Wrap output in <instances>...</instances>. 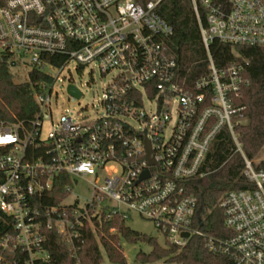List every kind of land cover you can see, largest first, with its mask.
Segmentation results:
<instances>
[{
    "label": "built area",
    "instance_id": "2783aa9c",
    "mask_svg": "<svg viewBox=\"0 0 264 264\" xmlns=\"http://www.w3.org/2000/svg\"><path fill=\"white\" fill-rule=\"evenodd\" d=\"M162 1L7 0L0 6V52L8 54L10 69L22 67L23 81L32 71L46 75L35 88L38 113L30 127L0 122V264H49V231L75 248L87 225L114 217L125 222L133 213L151 221L168 245L200 236L235 264H264V168L243 153L234 130L250 82L242 63L217 67L210 53L214 41L264 49V0H190L206 51L196 77L171 51L173 29L158 12ZM71 63L114 74L99 109L61 113L54 124V85ZM64 84L81 93L71 96H83L71 78ZM47 112L52 127L42 136ZM223 131L251 186L228 190L216 202L224 233L214 234L205 230L191 188L207 176L206 157ZM60 175L66 195L57 198L51 192ZM80 180L88 196L70 200Z\"/></svg>",
    "mask_w": 264,
    "mask_h": 264
},
{
    "label": "trees",
    "instance_id": "16d2710c",
    "mask_svg": "<svg viewBox=\"0 0 264 264\" xmlns=\"http://www.w3.org/2000/svg\"><path fill=\"white\" fill-rule=\"evenodd\" d=\"M6 1L0 0V6ZM227 1L214 0L221 5ZM158 12L173 29L168 43L176 60L184 70H189L196 77L204 70L206 51L200 41L199 25L190 0H164ZM210 53L217 67L242 63L244 75L249 79V86L241 99L245 106L244 118L235 124L234 130L243 153L253 160L264 151V49L214 41L210 44ZM7 60L8 54L0 52V122L19 123L28 129L38 113L35 88L46 75L32 71L29 79L17 81ZM242 167L241 154L236 151L230 134L223 131L206 157L204 168L208 171L207 176L194 179L191 188L199 197L201 213L207 223L205 230L208 232L224 233L222 211L216 206L224 193L251 186L241 173ZM258 167L264 168V160L259 162ZM58 180L51 193L61 198L66 195L67 179L60 175ZM112 228L113 232L110 230ZM121 239L128 242L142 240L150 244L148 253L138 251L136 254V261L141 263L165 260L170 264H235L227 255L210 251L200 236H192L182 247L163 246L154 238H147L132 230L118 217L104 220L102 224L94 221L93 226L87 225L75 248L67 245L54 231H49L45 246L51 255L49 264H102V251L111 264H125Z\"/></svg>",
    "mask_w": 264,
    "mask_h": 264
},
{
    "label": "rangeland",
    "instance_id": "374dc122",
    "mask_svg": "<svg viewBox=\"0 0 264 264\" xmlns=\"http://www.w3.org/2000/svg\"><path fill=\"white\" fill-rule=\"evenodd\" d=\"M23 68H16L14 76L17 81H22L25 77ZM114 74V71L102 75L99 68L92 64L86 65L80 69H77L75 63L69 65V70L64 69L60 74V80L54 85V95L52 96L51 113L53 123L55 124L61 113L76 116L77 111L79 114H93L96 109H99V102L104 94L103 88L109 82L110 78ZM71 78L73 82L82 90L83 96L76 98L71 96L65 86V80ZM48 112L43 117L42 124V136H47L51 129V121ZM256 163L264 160L263 153L257 155L253 159ZM88 184L84 180H80L73 188V193L70 196L71 199H75L76 196L79 199H83L88 196ZM125 224L141 234L146 235L147 238H154L160 245L166 246L163 235L154 227L151 221L140 217L138 214L133 213L130 218L125 220ZM120 247L125 255V264H170L165 260H158L152 263H141L136 261V254L138 251L148 253L151 249L150 244L147 241L128 242L124 239L120 240ZM103 261L102 264H111L105 254L102 251Z\"/></svg>",
    "mask_w": 264,
    "mask_h": 264
},
{
    "label": "water",
    "instance_id": "95a60500",
    "mask_svg": "<svg viewBox=\"0 0 264 264\" xmlns=\"http://www.w3.org/2000/svg\"><path fill=\"white\" fill-rule=\"evenodd\" d=\"M67 92L69 94H72V95H75L76 97H79L80 96V92L79 90H77L73 85H69L68 88H67ZM148 158L150 159V161H152V157H151V153L149 152L148 150ZM144 175L147 176V173H144ZM184 236L187 237L188 236V233H184Z\"/></svg>",
    "mask_w": 264,
    "mask_h": 264
}]
</instances>
